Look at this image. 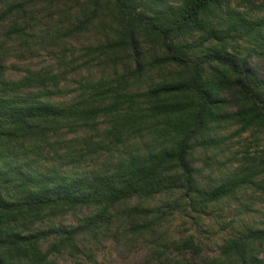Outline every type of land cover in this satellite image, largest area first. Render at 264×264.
I'll return each mask as SVG.
<instances>
[{
	"label": "trees",
	"instance_id": "1",
	"mask_svg": "<svg viewBox=\"0 0 264 264\" xmlns=\"http://www.w3.org/2000/svg\"><path fill=\"white\" fill-rule=\"evenodd\" d=\"M80 38L78 87L53 69L6 76L23 47ZM253 42L264 49V0H0V264H61L57 254H79L82 238L117 220L152 229L165 211L146 204L162 196L203 224L213 206L264 188V150L216 183L197 156L229 127L264 133V75L243 50ZM80 128L94 134L62 138ZM177 246L200 254L193 234ZM217 246L170 264H259L264 226Z\"/></svg>",
	"mask_w": 264,
	"mask_h": 264
},
{
	"label": "rangeland",
	"instance_id": "2",
	"mask_svg": "<svg viewBox=\"0 0 264 264\" xmlns=\"http://www.w3.org/2000/svg\"><path fill=\"white\" fill-rule=\"evenodd\" d=\"M243 8H248L247 5ZM255 13H262L254 9ZM58 18V16H57ZM34 45L38 41H32ZM86 38L70 39L62 46L54 48L38 46L35 49L22 48L17 55H10L7 60L8 78H19L27 67L33 69H53L58 74L62 86L78 87V80L87 76L84 67L82 72L80 64L84 58V45ZM17 46V44H16ZM248 48V49H247ZM243 50L250 52V65L258 73L264 75V49L255 42L245 43ZM79 59L78 62L72 60ZM77 69H80L77 71ZM66 74L64 76L63 74ZM74 95V94H73ZM72 96V94H71ZM64 100L70 97H60ZM234 127H229L224 132L227 134L221 145L209 152L197 154L199 166L203 168L202 178L205 182L216 183L221 180L227 168H233V162L238 164L245 161L244 156H260L264 150V133L245 132L242 136L233 135ZM68 132V131H66ZM63 133L62 138L94 134V131L80 128L78 131ZM117 153V152H116ZM105 159L101 154L100 162ZM240 159V160H239ZM92 161V160H91ZM90 161V162H91ZM97 161V160H96ZM94 166V162H92ZM259 181H264V173L258 176ZM136 203L135 200L129 204ZM156 205L160 208L162 219L154 228L144 230L142 233H133L125 222L117 220L112 225L101 231L96 236L82 238L80 245L82 251L74 255L69 251L59 253L61 264H170L173 261L185 258L204 259L215 256L218 252V243L231 236L239 229L246 226H264V188L261 185H251L244 188L236 197L226 199L211 208L205 223L197 224L190 216L185 215L180 209L172 208L169 199L165 196L150 200L146 205ZM79 218L67 215L60 221L67 224L77 223ZM47 227V224H42ZM195 235L199 245L200 254L193 255L190 251L180 250L177 243ZM48 243L45 245L47 246ZM93 256V257H92ZM264 264V249L259 255Z\"/></svg>",
	"mask_w": 264,
	"mask_h": 264
}]
</instances>
